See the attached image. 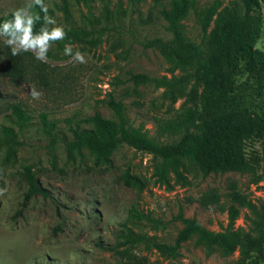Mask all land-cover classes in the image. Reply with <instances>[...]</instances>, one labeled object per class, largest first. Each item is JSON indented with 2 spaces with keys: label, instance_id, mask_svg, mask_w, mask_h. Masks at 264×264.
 <instances>
[{
  "label": "rangeland",
  "instance_id": "374dc122",
  "mask_svg": "<svg viewBox=\"0 0 264 264\" xmlns=\"http://www.w3.org/2000/svg\"><path fill=\"white\" fill-rule=\"evenodd\" d=\"M171 0H44L48 15L63 26L101 32L71 44L85 56L77 63L55 44L46 63L31 53L12 56L0 43V264H117L128 251L144 264H264V177L254 173L225 172L205 175L199 166L185 163L180 175L164 180L154 174L150 155L127 145L118 147L110 163L96 166L86 150L68 157L63 140L71 130L90 128L89 118L99 113L114 119L110 99L123 104L128 122L158 143H172L178 136H160L156 119H168L184 109L199 116L210 112V93L181 70H172L157 51L143 44L153 38L170 39L161 11ZM25 0H0V16L11 13ZM198 12L217 4L207 28L204 48H212V32L226 14L236 24L243 18L238 0H195ZM262 26L255 49L264 53V0L258 12ZM189 40L200 43L202 31L190 13L182 22ZM7 53L23 64L12 74ZM151 80L186 78L173 87L135 84L131 76ZM42 95L34 100L30 88ZM233 108L251 114L264 109V87L241 73L230 99ZM19 106L24 119L12 107ZM213 113V111H212ZM211 113V114H212ZM9 129L19 143L4 140ZM256 161L261 154L256 141L247 144ZM25 168H30L43 194L27 201ZM236 197L250 207L240 206ZM235 205L231 222L224 209ZM181 218H195L213 232L241 231L260 245L249 257L239 252L206 255L194 238L184 242L178 255L158 251L155 245L172 246L182 228ZM113 250V251H112ZM115 251V252H114Z\"/></svg>",
  "mask_w": 264,
  "mask_h": 264
},
{
  "label": "trees",
  "instance_id": "16d2710c",
  "mask_svg": "<svg viewBox=\"0 0 264 264\" xmlns=\"http://www.w3.org/2000/svg\"><path fill=\"white\" fill-rule=\"evenodd\" d=\"M238 1L243 9L241 22L236 24L233 16L226 14L212 32L213 45L209 51L204 48V41L209 23L217 11V4L204 12H198L195 0H171L169 8L161 11L170 39L153 38L143 44L144 48L157 51L173 71L181 70L209 91L210 99L206 106L210 112L206 117L199 116L195 109L189 108L176 112L171 118L156 119V131L160 136L179 137L176 142L158 143L128 122L120 101L110 99L107 106L113 112L114 119L94 113L89 118L90 128L71 130L70 139L63 140L68 157L86 150L92 155L94 164L101 166L109 164L112 153L124 144L150 155L154 162V174L161 180L166 179L170 173L179 176L185 163L199 166L205 175L254 173L259 168L262 170L261 177H264V109L253 115L244 108H233L230 103L235 79L241 73L254 78L264 87V53L254 48L261 33L262 20L258 12L263 0ZM61 2L64 11H67L66 0ZM190 13L202 31V39L198 44L186 38L183 32L182 22ZM8 14L0 16V19ZM65 28L67 37L65 41L56 42V46L84 41L95 34L101 35V32L95 30ZM6 64L13 75L23 71V64L8 53ZM131 79L135 84L152 82L157 87H173L186 78L151 80L138 74L131 76ZM12 112L18 119H24L19 106L12 107ZM3 133L2 142L10 146L19 145L11 130L5 129ZM253 141L261 147V154L256 161L247 149V144ZM24 173L28 183L24 200L43 194L44 190L37 185L31 169L25 168ZM235 202L250 207L244 198L236 197ZM224 211L231 222L238 216L235 205L227 206ZM181 222L182 228L174 244L155 245L158 251L176 256L181 245L194 238V244L203 247L206 255L218 249L223 254L237 251L240 258H247L251 250L260 245L258 240L241 231H209L195 218H181ZM115 253L120 255L117 264H144L139 257L128 251Z\"/></svg>",
  "mask_w": 264,
  "mask_h": 264
},
{
  "label": "clouds",
  "instance_id": "9594fccd",
  "mask_svg": "<svg viewBox=\"0 0 264 264\" xmlns=\"http://www.w3.org/2000/svg\"><path fill=\"white\" fill-rule=\"evenodd\" d=\"M66 37L65 26L48 15L44 0H25L21 6L0 19V43L9 48L12 56L31 53L35 60L46 63L52 46L58 41H65ZM62 52L77 63H85L84 54L74 50L70 43L64 44ZM29 95L37 100L42 93L33 87Z\"/></svg>",
  "mask_w": 264,
  "mask_h": 264
}]
</instances>
